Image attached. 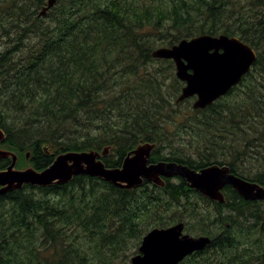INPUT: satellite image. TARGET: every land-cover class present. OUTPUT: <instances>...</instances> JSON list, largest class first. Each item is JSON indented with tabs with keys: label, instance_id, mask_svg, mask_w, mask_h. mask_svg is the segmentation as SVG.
Segmentation results:
<instances>
[{
	"label": "trees",
	"instance_id": "obj_1",
	"mask_svg": "<svg viewBox=\"0 0 264 264\" xmlns=\"http://www.w3.org/2000/svg\"><path fill=\"white\" fill-rule=\"evenodd\" d=\"M46 3L0 0V146L17 154V168L42 170L62 152L106 146L101 159L116 168L149 141L152 163L226 165L264 186V0H55L42 16ZM201 34L237 36L257 59L227 94L190 108L200 115L190 119L173 104L183 86L174 62L151 53ZM181 117L186 125L174 126ZM191 132L203 140L199 159L181 151ZM44 144L53 146L49 154ZM218 144L227 151L217 153ZM9 164L1 159L0 169ZM163 179L164 186L144 180L128 190L82 174L0 194V264H131L148 230L177 222L212 239L179 264H264V200H245L226 185L217 203L188 191L180 176ZM201 197L220 230L184 219Z\"/></svg>",
	"mask_w": 264,
	"mask_h": 264
},
{
	"label": "water",
	"instance_id": "obj_2",
	"mask_svg": "<svg viewBox=\"0 0 264 264\" xmlns=\"http://www.w3.org/2000/svg\"><path fill=\"white\" fill-rule=\"evenodd\" d=\"M48 0L40 15L54 5ZM154 58L174 62L176 78L184 82L176 102L196 96L192 107L203 109L237 85L255 62L256 54L251 46L236 36L226 34H201L185 38L171 46L157 47ZM5 138L0 128V142ZM156 144L141 141L124 157L116 168L107 167L101 156L109 153V146L101 151H69L56 155L50 165L42 170L32 166L16 168L15 152L0 147V160L11 159L8 166L0 169V194L20 189L24 184L49 186L68 183L76 175L98 177L116 187L131 190L144 180L164 186V177H182L188 187L220 203L224 202L222 189L232 186L245 200H264V186L248 181L230 172L226 165H209L195 170L175 161H149ZM49 154L52 145L44 144ZM29 152L26 154V159ZM207 235L194 237L184 232L182 222L166 228L154 227L142 237L138 253L130 258L131 264H179L190 254L202 251L211 243Z\"/></svg>",
	"mask_w": 264,
	"mask_h": 264
},
{
	"label": "rangeland",
	"instance_id": "obj_3",
	"mask_svg": "<svg viewBox=\"0 0 264 264\" xmlns=\"http://www.w3.org/2000/svg\"><path fill=\"white\" fill-rule=\"evenodd\" d=\"M260 32H262L261 29H259L256 33H260ZM165 67H167V66H165ZM195 100H196V96L190 97L187 101L180 102V103H177L176 99H175V101H173V104H178V106L175 108V110H180L181 112H184L187 109H189L186 112H188V117L190 119H193V118H196V117L200 116L199 112L198 113H194V112H192L190 110V108L192 110H198V109H194L192 107V104H193V102ZM173 104H171V105L173 106ZM173 124H174V126L179 125V127H183L182 125H186V121L184 120L183 117L175 118ZM187 128L192 129V130L197 129V130L201 131V125H198V124H191ZM231 137H232L231 135H228V138L225 139V142L230 141ZM180 142L182 143V147H181L182 148V150H181L182 152L193 154V155H190L189 157L195 158V159H199L198 152L201 150V144L203 143V140L201 139V134H197L195 132H191V133L188 134V136H185L184 138H182ZM218 146L221 147V148L218 150L215 147V151L217 153L221 154L222 152H226L227 151V149L225 147H222V144H218ZM165 147H166L165 150H169L170 149L167 146V144H165ZM254 161L255 160L252 159L250 161L251 164L245 166V169H250L249 167H252V165L254 164ZM191 189L192 188L189 187L188 191H193L194 190V189H192V190ZM161 197H162V203L163 204H165V203H167L169 201L167 199V197H165V196H161ZM190 206H192L193 209L190 210L188 216L184 217V219L187 220V223H188L190 228L203 226L208 231H218V230H220V227L218 226V224L214 223V219L217 216V213L215 211V208L213 207V205L210 202H208L206 199L201 197V199L198 198V199L191 200ZM178 211L181 212V208H179ZM202 218H203V220H202ZM240 231L244 234L245 237L247 236L248 229H246L244 227L243 229L241 228ZM193 236L194 237H198L200 235L194 234ZM262 241H264V238H262ZM133 250L134 249L132 248L130 252H133ZM136 250H137V247L135 248V251Z\"/></svg>",
	"mask_w": 264,
	"mask_h": 264
},
{
	"label": "bare ground",
	"instance_id": "obj_4",
	"mask_svg": "<svg viewBox=\"0 0 264 264\" xmlns=\"http://www.w3.org/2000/svg\"><path fill=\"white\" fill-rule=\"evenodd\" d=\"M251 48H252V47H251ZM252 49H253V48H252ZM253 50H254V49H253ZM254 52H255V54H256V59H257V53H256L255 50H254ZM256 59H255V61H256ZM253 64H254V63H253ZM253 64L251 65V67H253ZM251 67H250V69H251ZM235 86H236V85H235ZM233 87H234V86H233ZM233 87H232V88H233ZM232 88H231V89H232Z\"/></svg>",
	"mask_w": 264,
	"mask_h": 264
}]
</instances>
